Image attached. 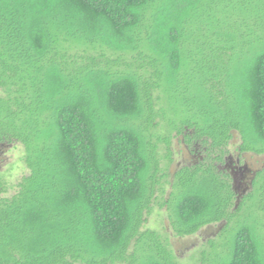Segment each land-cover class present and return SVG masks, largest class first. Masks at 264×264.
<instances>
[{"label": "trees", "instance_id": "obj_1", "mask_svg": "<svg viewBox=\"0 0 264 264\" xmlns=\"http://www.w3.org/2000/svg\"><path fill=\"white\" fill-rule=\"evenodd\" d=\"M234 133L264 155V0H0V146L28 169L0 177V264H179L155 206L178 237L220 224L200 264H264Z\"/></svg>", "mask_w": 264, "mask_h": 264}, {"label": "rangeland", "instance_id": "obj_2", "mask_svg": "<svg viewBox=\"0 0 264 264\" xmlns=\"http://www.w3.org/2000/svg\"><path fill=\"white\" fill-rule=\"evenodd\" d=\"M239 136L234 133L230 141L228 156L232 161H239L240 167L246 168L243 180L236 175V185L238 183L239 190L246 189V183L243 185L241 181L248 182L252 172L258 171L264 167V155H256L252 153L243 154L238 157L237 147L239 144ZM173 163L170 166L172 172L177 166L190 162L194 157L189 153L188 147L182 142V137H173L171 143ZM23 149L18 143L4 144L0 146V177L7 184V193L5 196L12 195L16 190L17 182L28 174V169L23 161ZM168 189V186H167ZM166 189V190H167ZM145 228L156 230L166 237L170 249L177 257L179 264H200L198 262L201 250L207 247V241L214 239L220 232V224H213L201 228L196 234L178 237L175 236L169 226L166 211L155 206L151 215L147 219Z\"/></svg>", "mask_w": 264, "mask_h": 264}, {"label": "flooded vegetation", "instance_id": "obj_3", "mask_svg": "<svg viewBox=\"0 0 264 264\" xmlns=\"http://www.w3.org/2000/svg\"><path fill=\"white\" fill-rule=\"evenodd\" d=\"M229 169H230V173L232 174V177L234 179V185L236 184V175H239V178L243 180L244 177V173L247 172L246 168H242L239 166V161H235V164L232 163V161L230 160V165H228ZM242 185L244 183H246L245 181H241L240 182ZM235 187H238V183L237 185H235Z\"/></svg>", "mask_w": 264, "mask_h": 264}]
</instances>
